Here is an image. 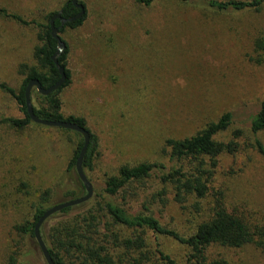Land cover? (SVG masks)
<instances>
[{"label": "rangeland", "instance_id": "obj_1", "mask_svg": "<svg viewBox=\"0 0 264 264\" xmlns=\"http://www.w3.org/2000/svg\"><path fill=\"white\" fill-rule=\"evenodd\" d=\"M68 1L0 0V9L47 25L48 16ZM203 1L157 0L143 7L131 0H81L86 21L61 34L69 48L72 76L70 86L60 94L62 112L65 118H84L97 138L94 169L85 171L94 190L90 203L122 166H170L168 140L192 137L232 113L233 130L244 133L239 150L220 159L209 183L210 196L200 201L201 211L194 208L198 200L190 199L183 210L170 197L167 208L158 207L155 214L170 228H195L207 220L215 195L222 192L230 207L264 225V159L249 130V120L264 99V48L257 45L264 43V7L258 12L218 13ZM38 34L35 27L0 17V84L21 88L25 77L19 67L37 65ZM32 95L39 108L42 99L35 90ZM2 117L25 116L14 99L0 91ZM66 131L37 124L23 132L0 127V264H9L16 250L14 226L31 219L46 191H50L48 201L59 205L70 201L65 196L79 187L76 170L69 166L81 137ZM258 138L264 145V132ZM231 139V132L218 138ZM137 192L138 199L130 197L135 200L127 205L132 213L141 209L153 187L148 184ZM91 209L90 205L79 214H56L43 226L45 243L65 264H79L78 253L68 242L89 245L104 234L103 212L97 215ZM161 242L174 259L184 255L174 241ZM28 245L30 264H46L35 243ZM214 253L226 254L235 264H264V253L253 246L233 251L216 248Z\"/></svg>", "mask_w": 264, "mask_h": 264}, {"label": "trees", "instance_id": "obj_2", "mask_svg": "<svg viewBox=\"0 0 264 264\" xmlns=\"http://www.w3.org/2000/svg\"><path fill=\"white\" fill-rule=\"evenodd\" d=\"M72 1L69 0L60 10L63 11L62 17L64 19L75 17L79 13ZM131 1L143 7H151L157 0ZM178 1L181 3L192 2V0ZM80 3L86 10L85 4ZM202 5L218 13H239L252 10L258 12L264 7V0H204ZM59 12L50 14L46 25L35 20L27 21L6 9H0L1 18L39 30V45L34 50V60L37 65L31 67L24 64L19 67V74L25 77L21 88L16 90L5 83L0 84V91L16 101L20 112L25 117L23 119L2 117L0 118V127L7 126L12 130L23 132L34 125L26 108L25 92L28 84L35 80L41 84L43 89L47 90L60 80V74L53 62L58 42L52 37L50 25L52 17ZM87 17L86 10L84 18L76 23L65 25L60 30V36L68 29L76 30L81 27ZM55 26L60 28V22L56 21ZM61 39L64 42L62 37ZM257 45L264 48L263 42H258ZM68 56L69 48L67 46L66 51L59 57V64L65 69L67 76L66 85L48 97L41 96L35 90L37 96L42 99V103L39 108L33 105L34 112L42 120L72 122L90 133L91 142L84 159L83 168L84 172H92L98 147L97 138L89 130L88 123L84 118L74 116L65 118L62 112L60 94L70 86L72 78L68 68ZM249 121V130L254 137V148L264 159V145L258 138V135L264 132V99L260 104L258 113L252 116ZM234 126V115L226 113L217 121L207 124L203 130L192 137L168 140L166 148L169 150L170 166L159 163L122 166L117 175L106 179L102 193L96 196L92 203L88 202L58 213L59 215H68L73 212L79 214L89 208L90 205L92 206V213L99 215L100 212H103L102 217L106 222L104 234L102 237L100 235V239L95 242H88L89 245L77 243L76 240L75 242H68L69 247L78 253L77 262L79 264H235L224 253L216 255L214 249L233 251L253 246L264 253V225L261 222L252 223L242 216L238 209L230 207L222 192L215 195L207 220L195 228L183 231L170 228L163 224L155 214L156 208H167L170 197L183 210H185L190 199L198 200L199 203H196L194 208L198 213L201 211L200 201H205L210 196L209 183L219 166L220 159L224 155H235L239 150L238 140L243 137L244 133L240 129L234 131ZM228 132L232 133L230 141L218 140L219 137ZM74 134L81 137V140L69 170L75 169L77 158L84 145L82 136L75 132ZM77 182L79 183L77 191L73 190L65 196H69L70 201L78 200L86 195V190L79 178H77ZM137 184H139L138 188L144 189H147V185L151 184L153 192L146 195L141 209L132 213L127 205L131 200L138 199V188L136 194L132 193ZM49 196L50 191H46L42 197V202L39 205L35 204L31 219L24 220L23 223L14 226L13 231L18 242H14L16 243L14 246L16 250L12 251L9 256V264H30V257L32 256L28 245L30 241L35 243L40 252L35 238V226L48 209L56 206L48 201ZM43 231L45 232V229L42 227V238ZM163 238L174 241L183 249L182 258L174 259L164 252L161 242ZM23 249H26V252L25 250L22 251ZM20 250L22 255L19 254ZM48 250L55 264H65L60 254L51 248Z\"/></svg>", "mask_w": 264, "mask_h": 264}, {"label": "water", "instance_id": "obj_3", "mask_svg": "<svg viewBox=\"0 0 264 264\" xmlns=\"http://www.w3.org/2000/svg\"><path fill=\"white\" fill-rule=\"evenodd\" d=\"M81 0H73L72 3L74 4V6L79 10V13L72 18L69 19H64L62 17L63 11H60L58 14L54 15L50 21V25H51V30H52V37L58 42V48H57V52L53 57V62L56 66V68L58 69V72L60 74V80L51 88L45 90L42 88L41 84L38 81H31L27 88H26V92H25V96H26V108H27V113L29 115V117L31 118L32 122L34 124L40 125V126H44V127H48V128H60V129H64L67 131H71V132H75L78 133L82 136L83 140H84V145L83 148L81 149L80 155L77 158L76 161V173L78 175V178L80 179L81 183L83 184L85 190H86V195L83 198H80L78 200H73V201H68L59 205H56L50 209H48L45 214L43 215V217L39 220V222L37 223V225L35 226V238H36V242L38 244V247L40 249V252L46 262V264H55L53 261V258L42 238L41 235V228L43 227V225L54 215L66 210V209H70V208H74L83 204H86L87 202H89L93 195H94V190H93V186L91 184V182L88 180L85 172H84V168H83V164H84V159L86 157V154L88 152L89 146H90V142H91V135L90 133L78 126L77 124H74L72 122H54V121H46V120H42L40 118H38L34 112V107H33V103H32V92L34 90H37V92L41 95V96H45L48 97L51 94L59 91L60 89H62L66 83H67V76L65 73V69L59 64V57L61 54H63L66 49L67 46L66 44L62 41L61 36H60V30L67 24H73L76 23L80 20H82L86 14V10L84 8L83 5H78V2ZM59 21L60 22V28H57L55 26V22Z\"/></svg>", "mask_w": 264, "mask_h": 264}, {"label": "flooded vegetation", "instance_id": "obj_4", "mask_svg": "<svg viewBox=\"0 0 264 264\" xmlns=\"http://www.w3.org/2000/svg\"><path fill=\"white\" fill-rule=\"evenodd\" d=\"M78 5H82L81 3H80V1L78 2ZM76 8V7H75ZM76 10L79 12V10L76 8ZM56 23V22H55Z\"/></svg>", "mask_w": 264, "mask_h": 264}]
</instances>
